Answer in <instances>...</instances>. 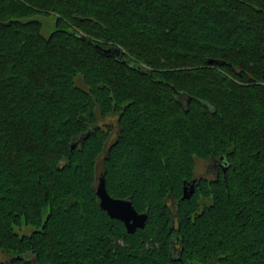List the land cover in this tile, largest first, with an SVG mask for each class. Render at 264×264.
I'll use <instances>...</instances> for the list:
<instances>
[{
    "label": "trees",
    "instance_id": "obj_1",
    "mask_svg": "<svg viewBox=\"0 0 264 264\" xmlns=\"http://www.w3.org/2000/svg\"><path fill=\"white\" fill-rule=\"evenodd\" d=\"M101 173L143 228L99 206ZM0 253L264 264V0H0Z\"/></svg>",
    "mask_w": 264,
    "mask_h": 264
},
{
    "label": "water",
    "instance_id": "obj_2",
    "mask_svg": "<svg viewBox=\"0 0 264 264\" xmlns=\"http://www.w3.org/2000/svg\"><path fill=\"white\" fill-rule=\"evenodd\" d=\"M109 49H106L108 51ZM209 64L217 62L214 58L207 60ZM194 191L193 181L183 185L182 198H188ZM96 194L99 199V206L107 212L110 217L117 218L124 223L128 232L135 228L145 226L148 213L139 212L135 209L129 198H119L112 196L106 187L105 174L101 173L96 186Z\"/></svg>",
    "mask_w": 264,
    "mask_h": 264
},
{
    "label": "rangeland",
    "instance_id": "obj_3",
    "mask_svg": "<svg viewBox=\"0 0 264 264\" xmlns=\"http://www.w3.org/2000/svg\"><path fill=\"white\" fill-rule=\"evenodd\" d=\"M38 19L41 20L42 22V33L44 35H48L51 30L54 28V15H37L36 16ZM102 123H110L112 130L114 131L116 128V121L115 119H103L101 121ZM114 136V133L112 134V137ZM197 175L203 174L204 176H212L214 175V169L211 166L210 163H207L205 161H198L197 162ZM32 226L29 225H22L20 229L16 228V231L19 234H28L32 230ZM0 257H3V253H0ZM36 264V263H35Z\"/></svg>",
    "mask_w": 264,
    "mask_h": 264
}]
</instances>
